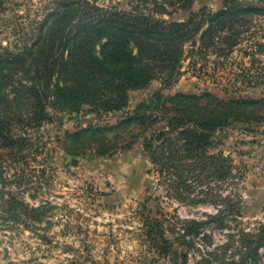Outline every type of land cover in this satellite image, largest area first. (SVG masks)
<instances>
[{"label": "rangeland", "instance_id": "obj_1", "mask_svg": "<svg viewBox=\"0 0 264 264\" xmlns=\"http://www.w3.org/2000/svg\"><path fill=\"white\" fill-rule=\"evenodd\" d=\"M91 1L126 10L134 2ZM184 1L210 10L251 8L225 18L212 34L204 21L176 72L127 89L120 108L50 103L40 123L0 134V264H181L182 241L169 253L149 247L141 220L147 209L165 213L171 239L180 220L206 221L187 264H264V0ZM51 5L3 0L0 46L21 45ZM164 7L172 17L180 12ZM185 113L216 120L196 126ZM176 116L183 117L179 124ZM184 130L203 135L202 155L218 157V164L209 168L212 176L195 172L200 183L185 168L191 192L181 200L167 192L187 188L160 174L151 153L180 150ZM160 133L172 143L162 146ZM211 215L220 217L207 222Z\"/></svg>", "mask_w": 264, "mask_h": 264}, {"label": "trees", "instance_id": "obj_2", "mask_svg": "<svg viewBox=\"0 0 264 264\" xmlns=\"http://www.w3.org/2000/svg\"><path fill=\"white\" fill-rule=\"evenodd\" d=\"M52 2L45 9V17L34 21L36 25L24 33L25 38L20 37L23 45L17 41L0 46V134L8 133L14 125L40 123L48 117L46 106L50 103L68 105L74 110L84 104L104 111L120 108L126 103L127 89L144 86L153 79L166 80L176 72L184 45L197 36L204 21L209 22L206 30L212 34L223 26L222 20L251 8L210 10L184 0H134L129 10L105 8L91 0ZM165 5L180 12L172 17ZM2 6L0 0V10ZM163 14L170 19L162 18ZM193 114L185 113L184 117L188 116L187 120L196 126H209L216 120L210 113H196L195 117ZM175 118L178 124L183 119ZM182 134L186 141L176 143L180 150L167 153L162 147L159 154H151L155 165L162 164L160 174L166 173L177 189L182 185L187 188L167 193L184 200L190 198L191 192L187 191L190 185L182 175L185 168L200 183L202 180L195 172L206 171V177L212 176L209 168L218 164V157L202 155L203 135L190 130ZM158 137L163 138L162 146L172 143L163 133ZM155 154L163 158L157 159ZM188 156L194 159L183 163ZM151 199L150 195L144 200V207ZM147 211L141 213V220L149 247L158 253H169L176 248L174 242L180 240L183 247L178 254L181 264H187V251L195 237L203 236L200 230L206 221L180 220V231L171 239L164 228L165 213ZM210 217L207 222H217L220 215ZM240 233L245 241V234Z\"/></svg>", "mask_w": 264, "mask_h": 264}, {"label": "built area", "instance_id": "obj_3", "mask_svg": "<svg viewBox=\"0 0 264 264\" xmlns=\"http://www.w3.org/2000/svg\"><path fill=\"white\" fill-rule=\"evenodd\" d=\"M83 127H85V128H86V125L84 124V125H83Z\"/></svg>", "mask_w": 264, "mask_h": 264}]
</instances>
